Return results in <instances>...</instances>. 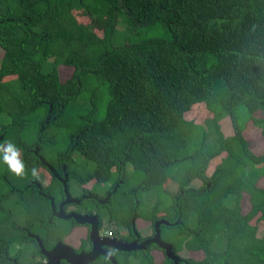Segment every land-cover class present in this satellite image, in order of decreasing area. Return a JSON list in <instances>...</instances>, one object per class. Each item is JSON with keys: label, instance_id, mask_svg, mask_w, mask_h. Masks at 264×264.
<instances>
[{"label": "trees", "instance_id": "1", "mask_svg": "<svg viewBox=\"0 0 264 264\" xmlns=\"http://www.w3.org/2000/svg\"><path fill=\"white\" fill-rule=\"evenodd\" d=\"M73 9L104 21L102 37L78 25ZM121 12L133 27L163 26L168 40L114 48ZM0 48V72L16 75L12 99L24 104L21 132L49 111L54 119L41 131L43 145L54 146L56 133L67 132L93 165L86 177L114 189L101 207L111 218L119 214L126 225L127 217H139V194L170 179L178 190L165 194L173 217H161L160 236L173 251L187 238L186 247L203 254L178 264H264V234L257 238L250 225L257 215L264 221V189L257 187L264 168L254 169L264 166V151L257 157L249 152L238 120L241 108L264 139V0H0ZM57 65L72 68L63 83ZM103 85L109 100L96 121L97 87ZM84 93L88 108L77 103ZM195 104H203L213 122L227 116L233 135L223 137L215 124V143L206 145L202 134L191 151L197 127L183 114ZM83 109L87 115L76 117ZM257 111L262 118L252 116ZM221 152L226 157L207 177V163ZM78 165L84 170L85 163ZM194 179L201 182L197 189L188 186ZM242 193L250 206L245 215ZM156 197L151 221L167 201Z\"/></svg>", "mask_w": 264, "mask_h": 264}, {"label": "flooded vegetation", "instance_id": "2", "mask_svg": "<svg viewBox=\"0 0 264 264\" xmlns=\"http://www.w3.org/2000/svg\"><path fill=\"white\" fill-rule=\"evenodd\" d=\"M14 81L15 74L0 72V144L16 145L25 175L15 176L0 161V264H104L108 251L115 253L110 264H157L156 252L161 256L159 264L166 259L172 264L163 249L148 243L161 217L151 221L144 235L135 225L139 217H127L126 225L119 214L111 218L101 207L114 189L86 177L92 169L85 166L83 170L76 163L75 154H79L69 138L64 148L43 145L41 131L54 119L49 111L27 124L29 132H21L19 107L24 104L12 99L13 89L18 91ZM77 218L84 222L80 224ZM105 223L117 229L102 230ZM94 226L95 236L91 233ZM159 238L168 243L160 231Z\"/></svg>", "mask_w": 264, "mask_h": 264}, {"label": "rangeland", "instance_id": "3", "mask_svg": "<svg viewBox=\"0 0 264 264\" xmlns=\"http://www.w3.org/2000/svg\"><path fill=\"white\" fill-rule=\"evenodd\" d=\"M71 18L75 20V22L82 26L88 28L89 31H91L95 36L101 38L102 37V27L104 24V21H93L90 20L87 17V14L84 12L83 9H73L70 11ZM115 26L112 34L111 39V45L114 48H120L124 46L125 44H138L150 39H160V40H168L169 35L166 29L156 24L153 27H133L127 17L121 12L116 18ZM54 63L52 60H49L48 67L53 66ZM57 78L60 83H63L64 81L68 80L72 74V68L65 65H57ZM98 98L96 100V113L94 115V120L99 121L104 117V111L105 107L107 105V102L109 100L108 91L103 86H98ZM87 98H89V94H83L78 100L77 103L88 108L90 107L89 101L87 102ZM239 115L238 120L241 126H243L242 130V137L247 142L248 150L249 152L254 156H261L263 155L264 151V139L261 135V132L258 128L254 127L251 123V121L246 120V115L243 114V109L239 108ZM80 112L75 113L76 117L79 115L86 116L87 115V109H83V111L79 110ZM253 117L256 118H262L263 115L257 111L254 114H252ZM183 119L187 122L192 123L197 127V130L194 132L193 139L190 144V150L193 151L197 148L201 138L202 134L206 137V145L212 146L215 143L216 140V132H215V124H217L219 131L221 132L222 136L227 138L231 137L233 135L232 127L230 120L227 116H222L219 118L216 122H213V115L208 110H206L205 106L203 104H195L190 107L188 111H186L183 114ZM244 129L246 131V135L243 136ZM24 132H29L28 130H25ZM27 134V133H26ZM66 131H59L56 135V141L55 146L57 148H64L66 146ZM27 137V135L25 136ZM246 137V138H244ZM248 139V140H247ZM58 140V141H57ZM75 158V161L77 164H83L85 163V166L87 168L92 169L93 165L89 162H84L83 159L77 155ZM226 157V154L224 152H221L220 154L214 156L209 160V162L206 165L205 169V175L209 177L214 168L220 164V162ZM264 168L263 165H254V169L261 171ZM180 169L183 170L184 168L180 166ZM177 170V169H176ZM175 170V172H177ZM126 175L130 176L132 175V169L129 165L125 168ZM261 184H264V177L260 179ZM105 185V184H103ZM189 187L193 189H197L201 186V182L197 179L192 180L189 184ZM178 190V184L174 181H171L170 179H166L159 185L155 186L154 189H150L147 192H141L139 194V218L137 221H135L136 228L140 231L142 235L148 234L150 231V215L151 210L156 202V195H163L162 199L164 198L166 201V204L163 205L157 212H156V218L159 217H173V210L171 207L170 199L168 197H165V194H171L173 195ZM204 195L201 196L199 199L203 200ZM240 212L242 215H245L248 213L250 206L248 202V196L244 193L241 194L240 197ZM257 216H255L254 219L250 221V225L254 226L256 228L255 236L257 238H260L264 234V221L257 220ZM107 226L103 227L102 230L106 231H115L117 229L113 226V224H107ZM118 224V219L115 220V224ZM186 241L187 238L180 244L178 248H176V251H173L171 247V252L178 257L182 259H191L194 261H199L203 258L202 251L198 249H188L186 247ZM215 251H220L222 249V245H215ZM154 257L156 260V263L159 264L161 261V256L158 252L154 253Z\"/></svg>", "mask_w": 264, "mask_h": 264}, {"label": "clouds", "instance_id": "4", "mask_svg": "<svg viewBox=\"0 0 264 264\" xmlns=\"http://www.w3.org/2000/svg\"><path fill=\"white\" fill-rule=\"evenodd\" d=\"M0 161H2L8 170L17 177L25 175V164L21 159L20 150L15 144L6 142L0 144ZM32 175H37V169L33 168ZM115 255L113 251H108L104 259V264H110L111 258Z\"/></svg>", "mask_w": 264, "mask_h": 264}, {"label": "water", "instance_id": "5", "mask_svg": "<svg viewBox=\"0 0 264 264\" xmlns=\"http://www.w3.org/2000/svg\"><path fill=\"white\" fill-rule=\"evenodd\" d=\"M76 220H77L80 224H82V223L84 222V221H82V220H80V219H78V218H77ZM161 223H165V222H163V220H160V221H158V222H156V223L154 224L155 234H154L153 238H152L151 240L148 241V243H154L157 247L163 249L165 255H166L168 258H170V259L173 261L174 264H178L177 262H178L179 258H178L177 255H175V254H173V253L171 252V245L168 244V243H164V242L161 241L160 238H159V230H158V226H159V224H161ZM165 224H166V223H165ZM95 231H96V227L94 226V227L92 228V231H91V233H92L94 236L96 235Z\"/></svg>", "mask_w": 264, "mask_h": 264}, {"label": "crops", "instance_id": "6", "mask_svg": "<svg viewBox=\"0 0 264 264\" xmlns=\"http://www.w3.org/2000/svg\"><path fill=\"white\" fill-rule=\"evenodd\" d=\"M244 135H246V131H245V129H244L243 136H244ZM244 138H246V137H244ZM247 140H248V139H247ZM261 178H262V177H261ZM261 178H260V179H261ZM260 179L257 180V187H259V188H261V189H264V184H263V185L261 184Z\"/></svg>", "mask_w": 264, "mask_h": 264}]
</instances>
